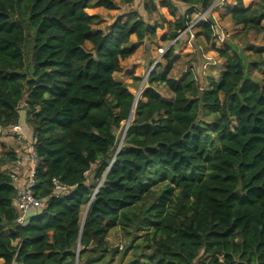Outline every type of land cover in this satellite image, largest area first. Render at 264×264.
Instances as JSON below:
<instances>
[{"label":"trees","instance_id":"1","mask_svg":"<svg viewBox=\"0 0 264 264\" xmlns=\"http://www.w3.org/2000/svg\"><path fill=\"white\" fill-rule=\"evenodd\" d=\"M216 1H150L144 8L175 16L177 5L187 7L171 25L176 39ZM234 1L225 7L233 24L264 36V0L253 8ZM117 6L115 0H0V131L19 125L23 110L40 159L34 196L46 201L17 223L8 167L19 157L12 149L0 152V264H99L107 255L103 264H110L118 251L110 254L108 236L119 226H152L144 237L149 253L134 264H264V77L252 80L244 57L227 46L218 51L224 72L202 91L194 75L183 82L170 77L172 46L130 118L136 97L114 75L156 29L135 13L117 19L108 33L94 32L100 18L87 10ZM196 27L208 43L217 33L211 18ZM247 50L258 69L264 50ZM158 85L173 101L162 98ZM210 112L213 124L202 121ZM151 169L171 178L160 196L149 183ZM54 180L69 194L56 196Z\"/></svg>","mask_w":264,"mask_h":264},{"label":"rangeland","instance_id":"2","mask_svg":"<svg viewBox=\"0 0 264 264\" xmlns=\"http://www.w3.org/2000/svg\"><path fill=\"white\" fill-rule=\"evenodd\" d=\"M150 1H154L159 4L163 0H132L128 3L127 0H115L118 5L113 11H108L103 8H95L87 10L91 15H96L100 18V22L94 23V32L98 30L108 33V29L113 25L117 19L123 18L126 22L135 13H139L147 24L156 29L155 36L147 35L144 42L138 47L137 52L129 59L122 62L124 69L123 73L114 75V79L123 84L129 86V90L134 96L140 100L143 91L149 87L147 78L148 75L156 69L158 64H161L163 68L167 66V61L164 57L168 54L172 46H174V53L171 56L173 62V68L170 73V77L180 82L187 80L191 75H194L195 80L201 82L203 85L201 90L209 89L211 80H218L221 74L224 72L225 63L220 57L218 51L224 50L225 47L230 46L233 51L242 55L245 59L247 66L248 76L255 81H260L264 77V63L260 65L258 69L251 68L254 52L247 50V47H254L264 50V36L256 35L255 33H246L241 26H236L231 21L230 17L225 11V7L229 4V0H217L212 7L207 10H201L199 13L192 16L190 25L185 30L181 31L176 39L171 38V25L174 21L184 16L188 12V8L185 6H178L175 16L169 14L163 15L162 12L156 11L148 14L145 11V5ZM260 0H244L245 5L249 8H253ZM206 15V16H205ZM205 16V17H204ZM213 19L216 23L217 33L211 42H207L203 37L198 38L197 34L199 30L197 25L201 21H208ZM264 26V21L261 23ZM193 26V27H192ZM180 39V40H179ZM176 40H179L176 42ZM131 41L136 43V37H132ZM176 42V44H175ZM86 50L91 49L90 44H86ZM264 59V52H263ZM138 79V80H137ZM154 88L162 95V98L167 101H173L174 94L169 92L165 85L154 86ZM21 104V109L23 108ZM214 113H204L202 121L206 123H214ZM23 123L26 121L24 118L23 110L21 112ZM129 126V123H123L122 128L118 131V142L120 144L122 138L125 137V130ZM21 128V127H20ZM13 134H11V133ZM1 137H12V145H1L0 152L8 149H12V146L23 143L28 145L29 140L23 136L22 128L20 132L13 133L9 129L0 131ZM22 137V139H21ZM2 147V149H1ZM212 149L218 148V143L215 141L211 145ZM95 168L88 174L90 182L93 181ZM167 175V174H166ZM200 172H197L193 177L199 178ZM168 179L163 180L162 172L157 169H151L149 174V183L151 188L157 195H161L171 185V178L167 175ZM103 180L98 183L99 188ZM130 211V218L136 221L134 215L140 212V208L135 207ZM84 219L85 213H82ZM153 219L150 218L149 222ZM152 226L144 230H135L133 227L119 226L110 231L108 236V245L112 250L110 254H113L116 250V257L110 264H134L136 258L143 261L145 259L144 252L146 251L144 237L151 231ZM130 249L126 252V249ZM146 254L149 252L146 251ZM110 255H107L99 264L106 263ZM0 263H4L2 260ZM79 264V263H75Z\"/></svg>","mask_w":264,"mask_h":264},{"label":"built area","instance_id":"3","mask_svg":"<svg viewBox=\"0 0 264 264\" xmlns=\"http://www.w3.org/2000/svg\"><path fill=\"white\" fill-rule=\"evenodd\" d=\"M20 127H21L20 125H16L10 128V130L13 133H18L21 130ZM28 160H29V167L27 169V173L25 177L24 176L22 177L20 173H17V169L14 170V172L11 174L12 184L17 191L14 206L18 215V219H17L18 224H23L24 222H26L28 217H30V215L36 212L37 210H43L46 208V201L37 199L34 196V191H33L36 185L35 177H34L35 172L37 170L38 165L40 164V159L34 147L29 152ZM17 164L19 165V163ZM53 184H54V189H53L54 194L58 197L68 195L71 190V188L66 187L57 180H54Z\"/></svg>","mask_w":264,"mask_h":264},{"label":"crops","instance_id":"4","mask_svg":"<svg viewBox=\"0 0 264 264\" xmlns=\"http://www.w3.org/2000/svg\"><path fill=\"white\" fill-rule=\"evenodd\" d=\"M229 5L231 7H234L235 6V1L234 0H229ZM19 125L21 126L22 131H23V136L22 137L25 136V138L28 139V140L30 138V143L28 145H23V143L19 142L18 145L12 146L13 150L18 154L19 160H18V162L14 163L13 165H10L8 167V169L12 170L13 172H14V170L17 169V173H20L22 175V177L23 176L25 177L26 173H27V169L29 167L28 158H29V152L33 149L34 137H33V134H32V130L27 125V122L25 121L23 123L22 117H21ZM9 131H10V129H9ZM22 137H21V139H22ZM12 140H13L12 137L2 136L0 138V144L1 145H5V146L6 145H10V144L12 145V143H11ZM1 149H2V147H1ZM17 163H19V165Z\"/></svg>","mask_w":264,"mask_h":264},{"label":"water","instance_id":"5","mask_svg":"<svg viewBox=\"0 0 264 264\" xmlns=\"http://www.w3.org/2000/svg\"><path fill=\"white\" fill-rule=\"evenodd\" d=\"M137 102H138V99H137V98H135L134 109H133V112H132V114H131V117H130V118H132V116H133V114H134V111H135V108H136ZM123 141H124V138H122V140H121V142H120V144H119V148H120V146H122V144H123ZM116 155H117V154H116ZM116 155H115V156H116ZM86 216H87V212H86V215H85V219H86ZM85 219H84V221H85ZM77 263H78V260H77Z\"/></svg>","mask_w":264,"mask_h":264}]
</instances>
